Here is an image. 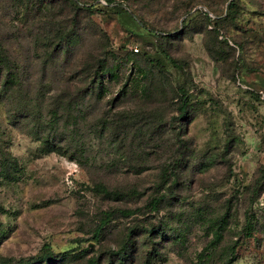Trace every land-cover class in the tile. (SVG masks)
I'll use <instances>...</instances> for the list:
<instances>
[{
  "label": "rangeland",
  "instance_id": "obj_1",
  "mask_svg": "<svg viewBox=\"0 0 264 264\" xmlns=\"http://www.w3.org/2000/svg\"><path fill=\"white\" fill-rule=\"evenodd\" d=\"M114 1L0 0V264H264V0Z\"/></svg>",
  "mask_w": 264,
  "mask_h": 264
},
{
  "label": "trees",
  "instance_id": "obj_2",
  "mask_svg": "<svg viewBox=\"0 0 264 264\" xmlns=\"http://www.w3.org/2000/svg\"><path fill=\"white\" fill-rule=\"evenodd\" d=\"M105 2H106V4L115 3L114 0H105ZM122 8H123L122 13L125 16L132 18L133 15H135V13H136V10H134V8H132L130 5H125ZM202 13H203V16L209 22L212 21L211 16L207 12H202ZM237 13H238V6L234 2V0H231L226 6V15L227 16L228 15L234 16ZM184 24H185V21H183L182 27H184ZM144 25L146 26V24H144ZM147 31H149L150 36H149V38H144L145 43L148 42L149 40H151L152 36L156 37V34H157V38L159 40H162V39L167 40L171 37V34H172L169 32L157 33L156 30H154L152 28L147 29ZM69 37H70L69 34L64 35V36L63 35L60 36L59 37L60 43H63V44L65 43V45H66L67 40H68L67 38H69ZM64 47L65 46L61 47V49H63ZM134 50H135V53L131 52V58L133 56L137 55V53L139 52V49L137 47H135ZM164 54L169 58V60L171 62H174L172 60V58H170V56L167 53L164 52ZM149 61L153 65V68L160 69L162 67H165L161 58H156V59L150 58ZM113 68H114V66L107 67L104 63L100 64L101 74L98 75V79H102L103 75L110 74ZM138 74L140 75L141 78H146L150 74V71H147L145 68L144 69L140 68L138 71ZM13 81H14V75H13L11 68L9 67V60L6 57V55L2 51H0V95H3V94L5 95L8 93L10 87L13 86ZM124 84H126V82ZM102 85H103L102 80H100L99 87H102ZM146 87L147 86L144 83L143 84V90L144 91L146 90ZM178 98H179V102H178L179 115H180V117H183L187 113L189 98H188L186 92L183 91V89H180V94H179ZM53 116H55V114ZM48 143H50V141L45 139L44 144L48 145ZM50 144H52V147H54L53 143H50ZM96 187H97V189H99V191H102L104 193H108V194L113 193L112 190L107 189L105 186H103L101 184H98ZM161 200H162L161 197H153V198H151V200L147 203V206H145V207H147L150 211H155L158 209V206L160 205ZM118 212L123 216H128V215L136 213V210H134V209H119ZM112 215H113L112 212H108V211L104 212V217L101 219L99 225L96 226V228L94 230V237L95 238H98V236L101 233L103 226L106 225V223L109 221V219L111 218ZM226 222H227L226 215L219 216L218 219H215L213 238L207 242V244L203 247L202 252L199 253L197 261L193 262L192 264H205V261H207L211 257L213 251L216 248V245H218V243L220 242V239L222 237V231L225 228ZM251 227H252L251 221L248 220L246 223L245 229L251 230ZM247 233L249 234L250 231H248ZM176 238L179 239L180 236L176 235ZM235 247L236 246L234 244L230 247L232 253L234 252ZM43 249H44V252L38 257V259H39L38 261H40V262L48 261V260H51V259H54L56 257L61 256V254H54L51 251L50 247L47 245H45L43 247ZM126 251H127V246L120 247V249L116 251V257L118 259H120V264H123L125 259H126ZM67 256H69V255L65 252L63 254V257H67ZM35 259H37V258H35ZM33 260H34V258L31 259L30 261L23 262V264H30V262H32ZM231 262H232V260H228L224 264H231ZM87 263L88 264H97L96 260L93 258L89 259L87 261ZM6 264H8V263H6Z\"/></svg>",
  "mask_w": 264,
  "mask_h": 264
}]
</instances>
